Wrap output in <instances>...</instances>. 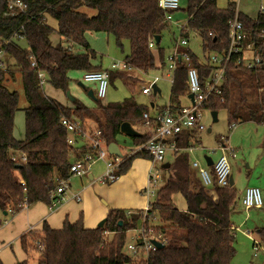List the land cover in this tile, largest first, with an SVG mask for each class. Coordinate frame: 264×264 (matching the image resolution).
Masks as SVG:
<instances>
[{"label": "trees", "instance_id": "16d2710c", "mask_svg": "<svg viewBox=\"0 0 264 264\" xmlns=\"http://www.w3.org/2000/svg\"><path fill=\"white\" fill-rule=\"evenodd\" d=\"M20 1L26 9H10V0H0V51H4V58L14 60L13 70V67H0V210L7 214L9 210L18 212L25 201L28 205L42 202L51 206V193L58 180L67 178L73 158L79 159L76 155L79 151L68 144L63 118L83 124L86 120L93 121L102 140L109 146L118 143L123 123L141 124L143 113L148 111L146 106L131 99L100 105L97 109H88L79 101H74L72 108L66 107L44 94L38 72L46 74L47 83L53 88L67 93L69 72L101 71L92 64L96 53L86 39L87 32H94L112 36L121 50L127 42L129 54L125 62L128 67L148 73L157 68L149 40L156 37L162 40L163 32L171 26L165 21L157 0ZM81 8L94 10L97 14L89 17L79 11ZM235 10L236 6L231 2L222 9L218 0H188L189 20L181 36L189 40L190 32L196 33L203 41L205 53H222L229 46V22L235 17ZM46 15L57 21L59 36L72 47L52 45L53 29L47 24ZM238 18L246 33L244 46L254 44L260 64L254 69H246L237 65V56H234L225 72L224 102L212 97L206 108L217 113L225 110L230 127L239 122L264 125V12L259 11L255 18L239 12ZM73 47H79L85 53L77 54ZM155 49L159 63L165 68L168 57L164 49L160 44H156ZM181 50L190 55L192 66L199 71L203 82L212 72L211 67L201 64L191 50ZM187 72V65L178 61L170 93L171 105H179L185 97ZM16 73L21 74L28 103L23 109V140H17L13 135L14 117L20 110L19 94L7 87V82L14 80ZM117 78L119 76L110 74L109 83ZM198 135V132H184L178 137L179 147L197 143ZM131 140L139 146L148 141L149 136L142 134ZM14 152L24 155L26 161L16 162ZM137 157L151 160L147 153H136L122 163L119 174L125 173ZM177 194L186 202L185 211H180L173 203L172 197ZM238 203L240 197L231 185L222 188L214 184L208 189L191 175L187 180L166 181L156 201L150 203L145 223L157 214L161 223L157 230L165 233L167 242L162 249L150 254L148 264H230L236 253L231 217ZM134 212L136 214L128 216L125 210H111L104 225L95 229L84 227L82 215L76 223L66 221L61 230H54L45 223L31 241L43 246L37 264L131 262L123 252L126 233L140 227L144 221L143 210ZM106 233L113 235L110 241L106 240ZM258 235L264 243V228ZM22 242L25 245L26 239ZM0 264H3L1 259Z\"/></svg>", "mask_w": 264, "mask_h": 264}, {"label": "built area", "instance_id": "2783aa9c", "mask_svg": "<svg viewBox=\"0 0 264 264\" xmlns=\"http://www.w3.org/2000/svg\"><path fill=\"white\" fill-rule=\"evenodd\" d=\"M242 0H228L235 4L236 14L234 19L229 22V46L228 49L222 53H210V58L205 65L211 67L212 72L202 82L199 71L192 66V61L188 50V40L181 36V32L185 30L189 15H187L186 23L180 28V36L176 39L173 50L170 56L167 58V64L165 69L168 71V77L171 79V84L174 82V73L177 69L178 61L184 62L188 67L187 72V86L188 90L185 97L189 95L193 96V102L190 105H168L163 109L157 111L154 115L148 111L142 115V126L148 130L149 140L145 143L136 146L134 150L130 152L127 157H117L111 155L108 152V146L102 140L100 132L96 129L88 130L85 125L79 121H69L62 119V124L66 127L68 132V144L71 147L76 145L75 138L79 137L83 141V147L87 152L84 153L79 159L75 160L69 170V176L65 179H60L57 182L56 189L51 193V199H53L50 207H57L67 196L69 180L71 178L83 179L88 176L91 171V164L96 161H103L106 165V171L101 175L98 181L105 185H111L116 183L119 178V169L122 163L129 157L136 153H147L151 157L152 168L149 173V183L144 189L143 194L147 197L155 194V188L160 183H164L163 172L167 170L165 168L167 153H171L175 159L181 155H187L193 151V147L181 148L178 145V137L184 132H198L202 133L206 130V113L211 116V111L206 108L207 103L212 97L218 98L222 103L224 102L222 87L225 81V72L229 63L234 56H237V65L246 69H254L260 64V58L255 56L254 44L248 45L253 51V61L245 63L244 53L246 39V33L244 27L239 21L238 3ZM158 8L163 12L165 21L170 24H177L174 20V14L182 11L181 0H157ZM14 7L21 10L26 9V6L20 0H10V9ZM260 11L264 12V6H260ZM156 47L155 39L149 40V48L154 50ZM4 51H0V67L5 68ZM35 67V63H32ZM112 70L116 69H131L126 62L113 63L111 65ZM38 80L40 86H44L47 82V76L44 72H38ZM159 77H155L153 81L146 83L140 87V92L146 97H152L157 92L154 91L153 86L157 85ZM83 82H89L96 84L95 96L98 100H102L106 97L109 88V74L107 71H95L87 72L83 76ZM138 89V91H139ZM132 92H136L134 88H129ZM184 97V98H185ZM212 117V116H211ZM235 124L232 125L234 127ZM72 136V137H71ZM218 150L221 151V156L213 161L211 167H202L197 161L191 163V169L197 172L198 177L205 188H211L214 184L219 187H227L230 185L231 168L228 162V158L225 155L226 151L233 153L232 149L228 147V143L225 139H222L218 144ZM16 162H25L26 157L23 155L21 158H14ZM162 172H161V171ZM169 177L167 180H172L173 170L169 169ZM171 174V177H170ZM77 203H80L81 197L79 194H75L72 197ZM27 202L21 206H27ZM241 205L245 211L251 209H263L264 197L262 191L258 187H248L243 195ZM150 210V205L143 210L142 218L143 223L136 229H131L126 233L129 238L126 240L123 252L127 255L131 262L127 264H148L149 256L152 252L159 250V245L163 247L166 245L167 239L163 231H156L152 224L145 223L146 217ZM12 213L11 210L8 211ZM136 214L134 211L127 212V215ZM3 221L0 218V226ZM238 230V229H236ZM250 236V233H247ZM106 235H109L106 233ZM127 239V238H126ZM37 248L40 252L43 250V246L36 242ZM253 252L255 255L264 253V243L262 241H253Z\"/></svg>", "mask_w": 264, "mask_h": 264}, {"label": "rangeland", "instance_id": "374dc122", "mask_svg": "<svg viewBox=\"0 0 264 264\" xmlns=\"http://www.w3.org/2000/svg\"><path fill=\"white\" fill-rule=\"evenodd\" d=\"M227 4L228 0H218V6L222 9L225 8ZM261 5L264 6V0H242L238 3L239 10L243 14L252 18H255L257 16L258 12L260 11ZM181 6L183 9H187L188 0H181ZM79 11L87 14L89 17L96 16L97 14L96 11L88 10L86 8H81ZM185 18L186 15H183V18L181 17L182 20H180L178 24H172L169 29L163 32L160 47L164 49L166 56H168L172 52L174 43L178 36H180V28L187 21ZM91 35L93 36H89L90 43L101 52V54H99L101 56V60L98 59L96 63L99 64L101 61L103 68H108L112 59L122 62V60H124L125 56L128 54L129 45L126 44L127 42H125L126 45L124 49L121 50L116 46L115 40L112 36L96 33H92ZM51 36L53 42H56L57 37H60L57 29H53V33L51 34ZM61 40L63 39L61 38ZM248 45L251 46L252 44L250 43L245 46V63L252 62L254 58L253 51L250 49L252 46L250 48H247ZM188 47L198 58L200 63H206L207 60H209L210 54L205 53L203 49V41L196 33L190 32ZM153 52L156 58L157 65L158 52L156 49H154ZM8 67H13V65ZM133 73L140 76L145 84L146 82L153 80L154 77H159L157 85L161 90V95H154L150 98L146 97L141 94L139 89L140 87L144 86V83L140 84L138 83V81L130 79L128 84L132 87H129L134 88V90L136 91L132 92L122 81L118 80L114 84L109 85L107 95L104 99L95 101L87 95L85 89L81 88L78 85V83L81 82L86 89H92L93 91H96V84L83 82L84 73L82 71L69 72L68 76L70 81L68 92H70V96L72 98L82 103L88 109H97L100 105L104 106L108 103L121 102L127 98H134V101L137 104L146 106L148 109H152V103L155 105V108L164 107L170 103V93L172 85L171 79L168 77V71L166 69L152 70L147 74L141 70H135V72ZM44 87L46 93L52 92L50 95L54 96V99H57L60 102H64L65 104L70 103V108L74 106L73 101L70 100L67 97V94L62 90L53 88L52 86H50V84H47V82L43 86V88ZM17 92L18 94H22L20 88L19 91L17 90ZM19 100L22 107L24 103L22 95L21 97L19 95ZM18 112V114H21L23 116V111L19 110ZM205 117L206 119L204 121L206 124V130L201 133L202 146H197L194 149L193 153L189 154L191 162L198 161L200 164H205V156L212 158L213 161L217 160L222 154L221 151L218 150V144L222 139H225L228 143V147H230L233 152L229 153L228 151H226L225 155L228 158V162L231 168V176L235 183L234 186L237 191V196L241 197L242 193H245V190L248 187L256 186L260 188L264 197V125H257L252 122H239L234 127H230L227 112L225 110L218 111L217 120L215 122L213 121L209 113H206ZM16 123L17 126L20 125L18 123V118L16 119ZM84 124H86L87 126H89V124H94L93 129H95V123L93 121L86 120ZM136 126L138 127V130L142 131V129H140L143 128L142 123ZM118 146L121 148L122 155L124 157H127L130 152L134 150V146L130 138L123 134H121L118 138ZM84 152H87V148L84 150ZM169 156H171V158H168ZM168 160L172 162L171 153H167L166 161ZM105 171L106 165L103 161L99 160L91 164V172L93 173L95 178L103 175ZM167 172V170L163 172L164 181H168L167 179L169 175ZM165 182L160 183V185L154 189L155 194L150 196L149 199L151 203H154L156 201L158 192L164 186ZM69 184H71L72 191H75V189L81 187L82 185L79 178H71L69 180ZM98 186L106 188L109 187V185L101 183H98ZM113 186L114 185H112V187ZM113 191L111 192V194H114ZM101 201L103 202V200ZM175 202L177 208H179L180 206L183 207V205L185 204V201L181 195L175 196ZM101 221H99V223ZM147 224H152L155 226V228L160 227L161 223L157 217V214L153 215V218H151ZM231 224H233L235 230V240L233 244L236 253L232 258L230 264H264V253L255 255L253 252V241H261L258 235V231L264 228V208L245 211L244 207L240 203H238L237 209L232 214ZM236 228L238 230H236ZM247 232H251L250 236L247 235ZM129 235L130 234L127 235L126 240H128ZM105 237L107 241H110L113 235H105ZM33 246L37 247L36 242L32 243V247ZM38 251L40 252L39 249ZM37 256L39 257L38 254Z\"/></svg>", "mask_w": 264, "mask_h": 264}, {"label": "crops", "instance_id": "0c3cea01", "mask_svg": "<svg viewBox=\"0 0 264 264\" xmlns=\"http://www.w3.org/2000/svg\"><path fill=\"white\" fill-rule=\"evenodd\" d=\"M238 10H239V7H238ZM239 12H241V11L239 10ZM183 15H186L185 19L187 20V18H188L187 17V15H188L187 9L182 8V11H179V12L174 14V20L177 24L180 20H182L181 17L183 18ZM45 17H46L47 24L52 29H57V31H58L57 21L48 15H46ZM170 25L172 26V24H170ZM54 26H56V27H54ZM92 33H94V32H87L86 33L87 42L90 45V48L92 49V51H94L96 53V57L92 61V64L94 66L100 67L101 71H107L109 75L113 74V75L119 76V78L114 80L112 84H114L116 81L120 80L129 89L132 86H130L128 84V82L130 81V79H133V80L138 81V83H140V84L144 83V85H145V82L142 80V78L140 76L136 75L135 73H133V72H135L136 69H128V70H124V69L112 70L111 69V65L113 63L125 62V58L129 54V51H128V54L125 56L124 60H122V62L115 61L114 59H112L108 68H103L101 61L99 64L96 63L98 59L101 60V56L99 55V54H101V52L99 50H97L89 41V36H93V35H91ZM96 34H106V33H96ZM50 41H51L53 46H57V45L61 44L63 46H71L72 47V44L67 43V41L61 40V37H57V41L53 42L52 36H50ZM126 44L128 45V43H126ZM126 44H124V47ZM128 48H129V46H128ZM73 49H74V52L77 54L85 53V51L79 47H73ZM188 49H189V47H188ZM171 53L168 56H170ZM3 62L5 64V68H9L8 66L14 65V60L9 59V58H4ZM157 62H158V64L156 65L157 66L156 69L164 70L165 68H162L161 64L159 63V59ZM201 64H206V63H201ZM10 68H12V67H10ZM13 69H14V66H13L12 70ZM154 78H153V80H154ZM153 80H151V81H153ZM151 81H149V82H151ZM146 83H148V82H146ZM78 85L81 88L85 89V91L87 92V95H88L89 91L92 90V89H86L81 82H79ZM7 87L12 91H17V90L19 91V88L21 89L22 94H19V95H20V97L22 95L24 103H23V106L21 107L20 100H19V108L21 111H23V109L27 108L28 103L25 99L24 92H23L21 74L16 73L15 79L7 82ZM156 87L158 88V90L156 91L157 92L156 95H158V94L161 95L160 88L158 87V85H156ZM42 90L46 96L54 99L53 98L54 96L50 95L52 92L46 93L45 87ZM93 93H94V97H95L94 100L97 101L98 99L95 96V91H93ZM133 94H135V93H133ZM128 99H131L134 101V98H127L125 100H128ZM55 100H57V99H55ZM125 100H123L119 103H123ZM74 101H76V100L74 99ZM60 103L66 107H69V108L71 106L70 103L69 104H65L64 102H60ZM170 104H171V102L168 105H170ZM180 104L183 106L190 105L191 100L189 99V97H185L180 101ZM164 107H166V106H164ZM164 107H160V108L156 107L155 108V105L152 103V109H148V112L151 113L152 115H154L157 111L163 109ZM18 113L19 112H16L15 117H14L13 135L17 140H23L25 137V114H23V116H22L21 114H18ZM19 116H20V118H19ZM17 118H18V123L20 124L18 126L16 123ZM93 126H94V124H89V126H87L85 124V128L88 130H92L94 128ZM132 128L134 130H136L138 133H140L141 135L142 134H148V130L145 129L144 127L140 128V129H142V131L138 130L137 126H132ZM198 136H199V141L195 144L191 143V145H190L191 147H193V151L197 146H199V147L202 146V134L199 133ZM129 138L131 140V137H129ZM75 140H76V145L73 148L79 151L76 155L80 158L85 153L84 152L85 148L83 147V141L79 137L78 138L76 137ZM131 142H132V140H131ZM132 144L135 148L136 145L133 142H132ZM190 146H188V147H190ZM120 150H121V148H120ZM193 151L191 153H193ZM121 152H122V150H121ZM191 153L188 152L187 155H181L177 159H175V157H173V155H172V162L169 160L166 161L164 166L166 167L167 165H169V167L166 168L168 171L167 173H169V169L171 167H172V170L174 172L173 173L174 177H172L173 181L187 180V179H189L190 175L196 176L199 179L197 172L194 171L193 169H191V163L192 162L190 160V155H189ZM13 156H14V158L19 159L23 155L20 154L19 152H14ZM205 157H207V156H205ZM75 158L77 159V157H75ZM75 158H73V161H75L74 160ZM168 158H171V156H169ZM152 165H153L152 161L149 159L142 158V157L134 158L131 161L130 166L127 169V171L120 176L119 180L116 183L112 184L114 186L112 187V185H109V187H107V188L106 187H99L98 186V183H100L98 181L99 177L95 178L93 173L90 171L88 176L84 177L83 179H80L82 185H81V187L75 189V191L71 190V184H69L67 196L60 203V205H58L57 207H50L45 203L38 202L35 204H31V205H27L25 207H22L16 213H8L7 214V213H3L0 210V218L3 221L2 225L0 226V259H1V261L3 262V264H20V263L37 264V262L40 258V252L38 251V249L36 247H34V246L32 247L31 241L33 239L34 234L40 233L42 231V227L45 223L48 224L54 230H61L66 221H68L72 224L76 223L79 220L80 215H82V221H83L84 227L86 229H95L98 227V225L103 220L106 219L109 211H111V210L121 209V210H125V211L129 212V211H140V210L146 209L150 205L151 202L149 200L150 197H147L146 195H144L143 191L148 186L149 173H150V170L152 168ZM200 166L208 167L206 165V161H205V164H200ZM231 178H232V176H231ZM232 180H233V178H232ZM234 185H235V183L233 181V186ZM250 187H256V186H250ZM211 188H208V189H211ZM112 191L114 192V194H111ZM75 194L80 195L81 200H82L80 203H77L72 198L73 195H75ZM177 195H180V194H177ZM243 195H244V192L242 193V196L240 197V204H241ZM175 196L176 195H173L172 200H173L174 205L176 206ZM101 200H103V202ZM178 209L180 211H185L186 210V202L183 205V207L180 206ZM99 221H101V222L99 223ZM232 227L234 229L233 224H232ZM247 233H251V232H247ZM23 238L26 239V244H25L26 246L22 242ZM37 254L39 255V257L37 256Z\"/></svg>", "mask_w": 264, "mask_h": 264}, {"label": "water", "instance_id": "95a60500", "mask_svg": "<svg viewBox=\"0 0 264 264\" xmlns=\"http://www.w3.org/2000/svg\"><path fill=\"white\" fill-rule=\"evenodd\" d=\"M160 41H161V38H160V37H156V38H155V42H156L157 45L160 44ZM153 89H154L155 92L158 90V88L156 87V85L153 86ZM66 94H67V97H68L70 100L74 101V98H72V97L70 96V92H67ZM88 96H90L91 98L95 99V97H94V93H93L92 90L89 91ZM189 99L193 102V96H192V95H189ZM217 114H218L217 112H212V113H211V116H212V119H213L214 122L217 120ZM120 132H121V134L126 135V136L131 137V138H132V137H137V136H140V135H141L140 133H138L136 130H134V129L132 128V126H131L130 123H127V122H125V123H123V124L121 125ZM108 152H109V154H111V155H115V156H117V157H122V152H121V150H120L118 144H116V143L110 144V145L108 146ZM205 161H206V165H207L208 167H211V166L213 165V160H212V158H210V157L207 156V157H205ZM168 167H169V165H167L165 168H168ZM230 185L233 186V180H232V178H230ZM104 221H105V220H103V221L98 225V227H102V226L104 225ZM120 225H121V223H120ZM158 247H159V249H162V248H163L162 245H159Z\"/></svg>", "mask_w": 264, "mask_h": 264}]
</instances>
